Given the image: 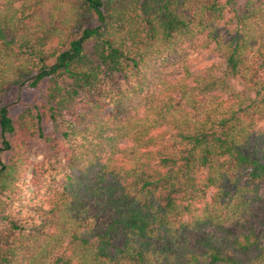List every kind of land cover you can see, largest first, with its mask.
I'll return each mask as SVG.
<instances>
[{
	"label": "trees",
	"instance_id": "obj_1",
	"mask_svg": "<svg viewBox=\"0 0 264 264\" xmlns=\"http://www.w3.org/2000/svg\"><path fill=\"white\" fill-rule=\"evenodd\" d=\"M14 87L0 264H264V0H0Z\"/></svg>",
	"mask_w": 264,
	"mask_h": 264
},
{
	"label": "rangeland",
	"instance_id": "obj_2",
	"mask_svg": "<svg viewBox=\"0 0 264 264\" xmlns=\"http://www.w3.org/2000/svg\"><path fill=\"white\" fill-rule=\"evenodd\" d=\"M188 59V60H187ZM187 59L184 61H188L190 65L191 71L198 72V70L203 69L213 62H220L222 58L215 52H212L211 49H204L203 51L195 52L191 51ZM183 63V62H182ZM182 64H176L169 67L170 75H181L183 73ZM48 86V81L44 80L41 84L43 90H46ZM41 101V95L39 91L30 89L28 87L17 88L14 87L11 90H8L5 94L0 97V104H8L10 112H12L15 116H17L20 111H23L27 106H32L34 103ZM123 145L127 143V141L122 142ZM35 141L31 140L30 146L34 150Z\"/></svg>",
	"mask_w": 264,
	"mask_h": 264
}]
</instances>
